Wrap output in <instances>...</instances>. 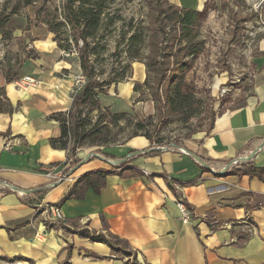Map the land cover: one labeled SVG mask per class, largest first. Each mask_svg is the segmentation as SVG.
I'll return each mask as SVG.
<instances>
[{"label":"crops","instance_id":"0c3cea01","mask_svg":"<svg viewBox=\"0 0 264 264\" xmlns=\"http://www.w3.org/2000/svg\"><path fill=\"white\" fill-rule=\"evenodd\" d=\"M167 1L201 12L184 0ZM12 23L10 37L0 36V88L12 107L11 113L0 114V264H264V180L237 172L244 165L264 168V146L258 150L264 142V22L256 34L257 53L243 102L216 115L203 137L145 154L139 153L152 147L143 137L85 147L76 152L74 166L66 150L50 146L61 136L50 116L70 109L78 59L61 57L60 40L48 31L36 36L23 20L17 28ZM7 70L37 84L25 89L15 80L8 84ZM135 77L109 88L106 101L99 98L101 107L137 114L139 103L132 106L138 97ZM256 150L249 162L217 175ZM93 154L102 159L86 160ZM130 154L135 155L127 158ZM122 159L142 176H108L98 194L89 189L83 198L59 206L63 223L45 226L40 205L60 203L80 176L110 172L108 162ZM31 190L39 191L24 194ZM176 197L191 209L187 223ZM96 235L104 241L95 242Z\"/></svg>","mask_w":264,"mask_h":264},{"label":"rangeland","instance_id":"374dc122","mask_svg":"<svg viewBox=\"0 0 264 264\" xmlns=\"http://www.w3.org/2000/svg\"><path fill=\"white\" fill-rule=\"evenodd\" d=\"M23 2L24 0H0V21L10 11L16 10L17 14L10 20V23L13 22L12 27L17 28L18 22L23 20L26 26L33 27L31 28L35 30L36 36H42L48 30L43 22H48L51 28L62 24L56 34L59 43L62 46L68 45L69 49L75 45L72 41L74 30L64 21L65 0H46L44 4L39 2L29 7H25ZM184 3L188 7H201L200 11L203 13L198 38L201 51L194 57L193 68L186 73L183 87L184 93L191 95L197 103L189 110L191 117L187 121L175 116L166 126L165 122L160 126L155 121L153 125L155 124L156 129H161L151 132L149 127L152 140L157 142L152 148H170L171 145H182L185 141H197L206 134L212 118L241 105L249 85L247 80H250L252 60L257 53L254 48L258 36L256 34L263 27L264 0H184ZM105 14L101 16L100 31L93 39L88 40L95 80L109 84V87L98 91L96 97L105 102L109 88L132 82L136 74V81L133 83L139 85L140 91L138 97H133L132 106L139 103L138 111L137 114L127 113L136 115L139 119L153 115L155 105L150 96L152 76L145 70L149 43L146 2L109 0L105 3ZM132 36H137L133 42L130 41ZM114 94L117 95V92L114 91ZM98 114V111L89 107L81 109V117L90 119L91 124ZM88 129L86 127L85 131ZM112 132L116 134L113 146L133 139V131L125 120L112 128ZM69 138V147H77L71 129ZM95 148L97 147L85 149ZM112 167L115 170L118 166Z\"/></svg>","mask_w":264,"mask_h":264},{"label":"trees","instance_id":"16d2710c","mask_svg":"<svg viewBox=\"0 0 264 264\" xmlns=\"http://www.w3.org/2000/svg\"><path fill=\"white\" fill-rule=\"evenodd\" d=\"M107 1L109 0H65L64 2V21L74 30L72 41L75 45L79 41L82 43V47L78 49L77 59L80 72L86 81L82 89L73 96L70 109L67 112L50 116V119L58 122L61 129V136L56 140H51L50 146L53 149L66 150L67 160L71 162V166L78 163L74 157L76 152L83 147L113 146L116 134H112V128L117 127L122 120L127 121L128 126L131 127L133 131L131 138L143 137L153 147L157 142L152 140L149 127H151V132L157 131L161 128L156 129V123L162 126L165 122L164 126H166L167 122L172 121L174 116L187 121L191 117L188 114L189 110L194 108L197 103L191 95L184 93L183 87L186 73L193 68L194 57L201 51V43H199L198 38L203 13L178 7L167 0H145L149 13V43L145 70L148 75L152 76L150 96L155 105V113L139 119L136 115L132 116L127 112L113 114L108 108L101 107L96 97L97 93L102 91L104 87H109V84L95 80V72L90 63L88 40L93 39L100 31L101 16L106 15L105 3ZM39 2L44 4L46 0H24L23 4L25 7H29ZM16 14L17 11L12 10L0 21L2 40L10 37L7 27L11 17ZM42 24L46 25L47 31L55 36L62 27V24L56 28H51L48 22ZM136 38L137 36H132L130 41L133 42ZM58 47L62 50L69 49L68 45L62 46L59 42ZM28 52L30 53L29 50ZM131 57L136 58V56ZM18 65L20 63L15 61V66ZM14 80L17 81L19 78L15 74L11 75L10 70H7L6 82L9 84ZM139 91V85L134 84L133 92L138 95ZM84 107L98 111L99 114L93 124L87 117H81V109ZM11 112L12 107L6 98L5 91L0 88V114ZM214 118H212L206 133L212 129ZM132 121H134L133 124ZM86 127H89L87 131H85ZM70 129L77 147H69ZM109 136L111 138H108ZM237 172L239 175L264 180V168L244 165ZM111 175L126 178L142 176V173L127 167L125 163L120 164L110 172L97 170L86 173L75 181L67 195L55 205L60 206L65 201L81 199L89 189L98 194L104 188L106 178ZM176 200L184 204L191 214V209L183 200L178 197ZM92 239L95 242L104 241L101 235L93 236ZM114 244L121 246V242L118 240L114 241Z\"/></svg>","mask_w":264,"mask_h":264},{"label":"built area","instance_id":"2783aa9c","mask_svg":"<svg viewBox=\"0 0 264 264\" xmlns=\"http://www.w3.org/2000/svg\"><path fill=\"white\" fill-rule=\"evenodd\" d=\"M81 47H82V43L79 41L77 43V45L72 46L70 49L62 50L60 52V55L63 58H69V57H76L77 58L78 49ZM72 80H73L72 81L73 86L71 88L70 93L72 94V98H73V96L76 95L82 89L86 80H85V77L81 74V72H79L77 75H75ZM15 84L17 87H19L21 89H25L29 86H35L37 84V81L30 78V77H23V78H20L19 80H17ZM221 93H224V91H222ZM166 149L168 150L169 147H167ZM90 157H92V156H90ZM238 164H242V163L237 162V160L233 161L232 164L226 170H225V168L227 165L225 167H223L219 172H217V175H223L225 172L232 170ZM177 206H178V209L180 212L182 222L183 223L189 222L190 221L189 210L184 206V204H182L180 202H178ZM39 208L42 210V213L45 214L44 224L46 227L53 225L55 223L56 224L57 223H63L64 217L61 213V209L59 206H56V205H40Z\"/></svg>","mask_w":264,"mask_h":264},{"label":"water","instance_id":"95a60500","mask_svg":"<svg viewBox=\"0 0 264 264\" xmlns=\"http://www.w3.org/2000/svg\"><path fill=\"white\" fill-rule=\"evenodd\" d=\"M172 146L175 147V148H180V147H178V146H176V145H172ZM263 146H264V142H263V144H261V145L259 146L258 150L261 149V148H263ZM166 150H167L166 148H150L149 150H146V151L141 152V153H139V154L152 153V152H164V151H166ZM181 150H182V148H181ZM256 152H257V150L254 151V152H252V153H251L249 156H247V157H244V158H240V159H238L237 162H240V163H246V162H249V161L253 158V156L256 154ZM134 155H135V154H130L127 158L133 157ZM89 157H90V156H88V157L86 158V160H87ZM92 157H97V158L102 159L101 157H99V156L96 155V154H93ZM193 157H194V159H195V160H196L201 166H203L204 168L210 170L209 166H208L205 162H203L200 158H198V157H196V156H193ZM125 160H127V159L117 160V161L108 162V163H111V165H113V166H119V165L122 164ZM231 164H232V162L226 166L225 170H226ZM74 169H75V168H73L70 172H73ZM68 175H69V174H68ZM60 182H61V180L58 181V182H55V183H52V184L48 185V187H46V188L53 187V186L57 185V184L60 183ZM0 184H1V185H4V184H2L1 182H0ZM4 187H8V189H10V190H12V191L19 192V190H18L17 188L13 187V186H4ZM46 188H43V189H46ZM35 191H39V190L25 191L24 194H32V193L35 192Z\"/></svg>","mask_w":264,"mask_h":264}]
</instances>
